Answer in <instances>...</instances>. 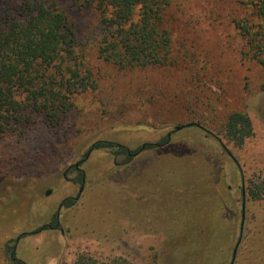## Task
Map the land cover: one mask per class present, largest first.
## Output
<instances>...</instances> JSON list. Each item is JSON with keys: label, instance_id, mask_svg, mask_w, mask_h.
<instances>
[{"label": "rangeland", "instance_id": "rangeland-1", "mask_svg": "<svg viewBox=\"0 0 264 264\" xmlns=\"http://www.w3.org/2000/svg\"><path fill=\"white\" fill-rule=\"evenodd\" d=\"M245 2L172 0V63L118 70L97 55L98 13L62 0L97 88L58 126L35 116L1 137L0 264L7 245L26 264H230L235 247L232 264H264V65L235 27ZM233 111L252 126L241 145L223 128Z\"/></svg>", "mask_w": 264, "mask_h": 264}, {"label": "trees", "instance_id": "trees-1", "mask_svg": "<svg viewBox=\"0 0 264 264\" xmlns=\"http://www.w3.org/2000/svg\"><path fill=\"white\" fill-rule=\"evenodd\" d=\"M79 7L94 9L100 18L101 35L94 38L99 58L118 70L164 66L172 63L169 31L163 26L172 0H68ZM251 16L235 21L244 39V53L264 65V0H245ZM0 139L20 123L35 116L41 131L58 126L71 110L75 96L97 88L85 60V45L77 48L74 26L68 21L62 0H0ZM224 132L229 140L243 144L252 134L248 116L233 111L226 116ZM46 129V130H44ZM168 136L146 147L163 145ZM29 141L21 140L20 151ZM123 145L98 141L90 148ZM135 153V152H134ZM83 179V172H78ZM73 198L61 205L71 206ZM57 220L51 223L52 226ZM14 264H26L6 246ZM73 264H131L124 259L99 262L78 254Z\"/></svg>", "mask_w": 264, "mask_h": 264}, {"label": "water", "instance_id": "water-1", "mask_svg": "<svg viewBox=\"0 0 264 264\" xmlns=\"http://www.w3.org/2000/svg\"><path fill=\"white\" fill-rule=\"evenodd\" d=\"M189 125H190V123H187V124H185V125L176 126L175 129H180V128H183V127H185V126H189ZM168 135H169V134H168ZM75 165H77V164H75ZM80 190H81V188H80ZM49 191H50V190H47L46 194H48ZM242 217H243V215H242ZM240 227L242 228V223H241ZM235 248H236V247H235ZM235 248H234V251H233V254H232V260H231V263H230V264H232V261H233V259H234Z\"/></svg>", "mask_w": 264, "mask_h": 264}, {"label": "flooded vegetation", "instance_id": "flooded-vegetation-1", "mask_svg": "<svg viewBox=\"0 0 264 264\" xmlns=\"http://www.w3.org/2000/svg\"><path fill=\"white\" fill-rule=\"evenodd\" d=\"M76 168L78 169V167H76ZM57 226H58V223H56V225H54V226H52L51 224L46 225V227H48V228H56Z\"/></svg>", "mask_w": 264, "mask_h": 264}]
</instances>
